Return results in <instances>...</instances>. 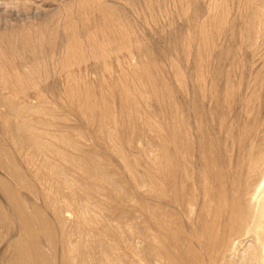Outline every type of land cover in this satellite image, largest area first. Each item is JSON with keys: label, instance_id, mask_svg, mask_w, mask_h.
Wrapping results in <instances>:
<instances>
[{"label": "rangeland", "instance_id": "rangeland-1", "mask_svg": "<svg viewBox=\"0 0 264 264\" xmlns=\"http://www.w3.org/2000/svg\"><path fill=\"white\" fill-rule=\"evenodd\" d=\"M130 1L0 0V264H264L208 197L216 157L248 178L226 126L264 144V0Z\"/></svg>", "mask_w": 264, "mask_h": 264}, {"label": "bare ground", "instance_id": "bare-ground-1", "mask_svg": "<svg viewBox=\"0 0 264 264\" xmlns=\"http://www.w3.org/2000/svg\"><path fill=\"white\" fill-rule=\"evenodd\" d=\"M119 1L122 2L125 0H112L114 4H117ZM162 1L165 2V0H156V1L154 0H138V1L133 0V1L127 2L128 4L127 3L126 4L128 5L129 8L135 9L138 12V13L135 12L136 15L132 13L134 18L136 19L139 17V15H142L145 13H148L150 16L151 14L150 11H153V10H157V12L155 11L154 13L164 14L163 10L165 7L162 8L163 7ZM166 1L169 3L171 2L172 4H175L176 6H179L178 9L181 11L183 16L184 14H187L188 10H190L189 2L187 0H166ZM156 2H158V4ZM223 6L224 5L217 7V10L218 11L222 10L224 8ZM167 10L168 9H166V11ZM204 12L207 13L206 9L204 10ZM221 14L224 15V11ZM198 16H201V15H198ZM127 19L129 18H125L122 14L118 16V19H116L113 16H108L107 21H109V23H106V27L111 30L110 31V34H111L110 36L112 39L111 41L114 40L116 42H121V41L123 42L125 40L124 41L125 43L134 46L135 44H139L140 40L131 37V28L129 26V22ZM141 23L143 22L141 21ZM146 24L147 26L152 25L151 23L150 24L146 23ZM126 25H127V28H126ZM155 25H157V23L154 24V26ZM175 25L177 28L181 27V28H187V29L193 30L195 28L196 29L201 28V27L203 28V26H206L207 23L202 22L198 24V23H193L192 21L178 22L177 20V23ZM209 25L210 24H208V26ZM124 30H126L128 33V35L125 36L126 38H124V36L122 35L124 33ZM120 35L122 37L116 38ZM109 40L107 42H109ZM249 120L250 118H247L245 121L239 120L236 128H231L229 126H226L224 129V132L229 137H232L233 139L237 134L241 135V141L239 143V148L245 153V156H247L248 159H250V163L248 166L249 171L247 175L248 178H246V182L245 183L241 182V179H242L241 172L237 169H234L233 166H231V163L229 161L225 162L223 169L220 170L221 166L219 164V157H216V160H215L216 169H215L214 175L212 176L213 181H214V187L212 188L208 196L210 203H212L213 205V212H214V218H215L214 219L215 225L213 227V231L215 230L221 231L224 235H229V236H232L233 234L235 235L242 231L244 233H250V232L258 231L264 228V144L257 145V142L247 139V138H250V136L254 133L253 128L249 124ZM215 134H216V140H217L219 138V132H216ZM246 159L244 161H247ZM251 178H253L252 179L253 182L252 180H250Z\"/></svg>", "mask_w": 264, "mask_h": 264}]
</instances>
